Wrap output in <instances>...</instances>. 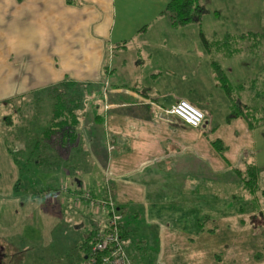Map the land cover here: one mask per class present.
<instances>
[{
	"label": "crops",
	"instance_id": "1",
	"mask_svg": "<svg viewBox=\"0 0 264 264\" xmlns=\"http://www.w3.org/2000/svg\"><path fill=\"white\" fill-rule=\"evenodd\" d=\"M167 1L0 0V101L12 98L19 104L25 98L29 106L37 92L67 79L101 84V121L92 123L99 129L95 143L103 149L108 195L124 207L132 264H264V122L250 127L241 112L227 117L231 102L212 70L211 58L217 56L202 23L172 27L159 14ZM248 3L264 27V0ZM131 6L138 12L130 19L143 23L133 31L125 28ZM144 24L147 29L139 30ZM219 52L222 65L224 52ZM179 98L205 110L200 125L164 112ZM248 99L239 96L241 103ZM44 113L46 124L50 111ZM14 120L8 127L16 133ZM7 137L0 125V177L17 180L8 196L1 193L2 234L16 219L8 221L7 213L21 209V169ZM13 137L21 146L23 140ZM215 141L224 146L222 153ZM91 143L90 137L84 145ZM243 151L259 169L257 187L252 196L237 198L232 187L240 177L234 166ZM44 171L60 179L68 173ZM77 192L73 188L71 194ZM100 209L86 206L82 246L98 229L91 214L104 216L102 226L106 222Z\"/></svg>",
	"mask_w": 264,
	"mask_h": 264
},
{
	"label": "rangeland",
	"instance_id": "2",
	"mask_svg": "<svg viewBox=\"0 0 264 264\" xmlns=\"http://www.w3.org/2000/svg\"><path fill=\"white\" fill-rule=\"evenodd\" d=\"M200 3L203 5L202 20L196 23H202L203 36L213 55H216L218 59L221 57L219 50L224 52L220 60L229 74L227 86L231 93L229 98L231 106L227 117L235 110L232 98L238 100L240 95L242 97L245 94L249 97L247 102L250 105L246 112L256 110V120L264 122V27L259 21L260 14L252 11L248 0H200ZM137 7L131 6L129 9L131 13L125 28L130 31L143 24L137 18L130 19L134 15L137 16ZM147 13L150 12L147 10ZM225 31L227 35L224 34ZM254 32H257L256 36ZM119 75L121 78L124 76ZM101 90L102 92L99 91L92 101L88 100L83 107L77 109L79 114L84 115L81 119L82 126L90 128L88 136L94 143L99 135V129L92 123H96L95 114L102 112L104 91ZM221 98L223 101V95ZM8 113L12 114V111ZM4 114L6 112L3 113V109L0 108V125L5 129V135H9ZM82 143L83 140L77 145L82 146ZM94 143H91L90 151L89 148H85L88 149L87 161L83 160V163L73 166L69 173L64 174L63 179L59 178L58 173L35 169L32 159H26L27 148L19 151L12 147L9 153L11 157L18 158L21 169L17 184L19 185L17 193L20 197L19 209H21L19 212L7 213L5 217L11 222L16 216L12 223L13 229L3 234L0 231V243L4 244V255L0 257L2 264H84L85 249L81 245L83 239L81 235L88 218L86 206L89 202L84 197L82 199L79 194L71 193L77 186L80 192L90 190L94 199H102L103 196L108 195L106 177L103 179L105 165L102 159V148L98 150V144L95 143L93 146ZM262 145L264 143L260 144ZM35 155L37 156V151L32 157ZM100 155L101 158L98 161ZM70 161L78 160L74 158ZM4 177H0V197L3 196L1 193L7 195L9 192L10 194L11 186L17 183V180ZM77 177L81 179V182L76 185ZM7 186H9L8 189ZM20 203L23 204L20 206ZM90 207L96 208L97 211L101 208L102 212H107L104 206L103 208L91 204ZM91 216L100 227L104 216L97 214H91ZM82 217L83 220H80ZM123 243L127 247L126 239H123Z\"/></svg>",
	"mask_w": 264,
	"mask_h": 264
},
{
	"label": "trees",
	"instance_id": "3",
	"mask_svg": "<svg viewBox=\"0 0 264 264\" xmlns=\"http://www.w3.org/2000/svg\"><path fill=\"white\" fill-rule=\"evenodd\" d=\"M202 12L203 5H201L200 0H168L159 11V14L166 15L170 20L171 26L177 28L190 22L200 23L202 20ZM147 27L148 24H144L139 30L144 31ZM253 34L256 36L257 32H254ZM241 35L242 33L240 36ZM211 66L219 85L225 90L227 96L231 98V93H229L227 86L229 79L225 69L220 64L219 60L215 58H211ZM99 91L102 92L101 84H79L74 80L67 79L50 85L43 89V91L37 92L36 98L34 97V99L29 101L30 107L28 106V99L25 98L22 99L19 104H17L12 98L0 101V108L4 109L3 113L6 112L3 117L7 126L11 125L14 119L16 123H19V130H17L16 133L12 132L11 127H8L9 135H7V138L9 140V151H11L12 147L19 151L27 148L28 151L25 152L27 155L26 159H32V161L36 162L37 166L41 167V169L47 170L53 168L58 172V170L61 171L65 168L69 173V170L73 168V166H77L80 162L83 163V160L87 161L88 149L85 148H89V151L92 148L84 145V143L90 140V137L88 136L90 128H86L85 125L82 126L83 123L81 122V119L84 118V115L79 114L77 109L83 107V104L88 100L92 101ZM49 97L51 98L50 100H48ZM232 100L235 104V110H233L228 117L241 112L250 127H256L263 123L259 122L261 120H256V110L253 109L250 113L246 112L250 107L248 103H241L239 99L237 100L234 98H232ZM47 109L50 111V116L48 120L46 118V124H43L44 112L47 111ZM9 111H12V114H7ZM94 117L95 120L101 121L98 113H96ZM15 127H17V125ZM13 134L18 135V138L21 141L23 140L21 146H17ZM100 134L105 147V134L102 130ZM82 140L86 142H84L82 146L77 145ZM110 140L111 138L109 141ZM218 142H214L215 146L218 151L222 153L224 146L221 144L218 145ZM125 148H127V146ZM80 149L82 151H80ZM83 149H85V152H83ZM34 151H37V156L35 155L32 157L33 153H35ZM246 152L247 151H243L240 154L239 161L234 166L235 172L240 177L239 184L232 187L233 190L235 189L232 192L233 197L237 198H243L248 195L252 196L257 187L259 169L250 156H248V158L246 157ZM14 158L15 161L18 162V158L15 156ZM74 158L78 161H70L74 160ZM86 166H89V164ZM79 182H81V179L77 177L75 184L77 185ZM75 189L78 190L75 194H79L83 199L84 192H80V189L77 186H75ZM108 196L103 197V199ZM87 201L90 205H98L96 203H91L89 199H87ZM115 208L122 213V217L119 221V231L123 243V239H125V231L123 230L124 207L117 205L115 202ZM106 216L108 219V212H106ZM106 222L103 226L101 225L98 229H95V231L92 230L90 238L88 241L84 242L83 248L86 251L84 255L85 259L89 254L91 244L96 234L105 228ZM124 249L126 251L125 246Z\"/></svg>",
	"mask_w": 264,
	"mask_h": 264
},
{
	"label": "built area",
	"instance_id": "4",
	"mask_svg": "<svg viewBox=\"0 0 264 264\" xmlns=\"http://www.w3.org/2000/svg\"><path fill=\"white\" fill-rule=\"evenodd\" d=\"M164 112L177 116L182 122L191 126L200 125L206 114L204 109L186 98L177 99L166 107ZM83 196L91 203L104 206L108 212L106 226L96 234L84 264H131L119 231L122 213L115 208L113 198L108 196L104 199H94L89 190L84 191Z\"/></svg>",
	"mask_w": 264,
	"mask_h": 264
},
{
	"label": "flooded vegetation",
	"instance_id": "5",
	"mask_svg": "<svg viewBox=\"0 0 264 264\" xmlns=\"http://www.w3.org/2000/svg\"><path fill=\"white\" fill-rule=\"evenodd\" d=\"M0 257H1V253H0ZM0 264H2V262H1V258H0Z\"/></svg>",
	"mask_w": 264,
	"mask_h": 264
}]
</instances>
